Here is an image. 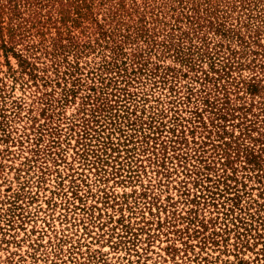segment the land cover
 I'll return each mask as SVG.
<instances>
[{
	"label": "rangeland",
	"instance_id": "rangeland-1",
	"mask_svg": "<svg viewBox=\"0 0 264 264\" xmlns=\"http://www.w3.org/2000/svg\"><path fill=\"white\" fill-rule=\"evenodd\" d=\"M122 1L128 11H132L134 2L138 5L130 13L118 12L125 20L129 19V25L132 19L140 18L139 14L150 20L151 13L143 14L142 0ZM173 1L149 2L153 5ZM187 1L199 4V11L203 10V4H210L215 14L212 20L234 30L226 35L229 38L217 35L215 40L230 43L239 51L240 41L233 35L235 33L250 43L251 50L255 48L259 53L264 48V0H184ZM118 2L120 0H70V3L65 0H0V26L6 40L9 30L22 37L15 53H33L29 61L38 66H42L40 62L50 64L51 54L57 53L56 57L78 65L85 76L102 63L99 53H75L73 57L71 53L54 50L52 42L60 39L61 44H66L68 31L83 41L85 36L80 32L89 31V19L100 23L103 19L110 21ZM76 4L88 18L80 25L72 23L77 16ZM62 11L65 14L63 22L60 21ZM18 63L13 53H5L0 47V89L7 102L9 118L13 117L10 115L11 102L22 104L19 117L14 118L9 130L12 131L10 139L0 140V211L5 213L0 214V264H264V226L253 222L256 233L252 234L259 236L245 243L235 239L232 225L237 218L244 220L239 232L248 229L249 215L256 213V205L250 198L264 205L258 197L259 186L243 175L246 172L237 175L245 187L230 183L233 189L241 192L237 205L227 202L226 207H234L231 221L222 220L220 205L217 211L211 205L194 206L183 201L180 195L183 176H176L171 163L164 167L169 172L159 163L148 164L142 159L147 154L139 153L146 173L139 168L141 163L130 162L124 155L116 164L106 167V173L101 172V180L94 170L70 178L78 166L75 163L78 145L75 136L66 137V126L67 119L77 114L79 100L60 106V90L53 88L55 91H52L50 86L46 89L41 81L34 83L27 76H20ZM51 70L49 67L48 74L53 76ZM252 75L264 82V74L259 71L243 69L240 74L243 79ZM46 102L50 107L44 105ZM182 114L189 117L188 106ZM30 115L36 118L34 128H30L33 122L27 120ZM38 125H43L41 131L35 129ZM56 128L61 129L58 130L61 145L50 148L51 138L57 137L51 136ZM198 130L194 135L186 133L189 147L194 150L199 148L191 143L193 138L200 139L198 132L201 130ZM234 133L239 135L237 129ZM38 134H41L39 141ZM210 148L203 147L205 155L212 159ZM213 167L220 172V165ZM73 179L79 185L82 204L70 193ZM16 193L18 198L13 199ZM233 193L231 190L225 196L233 197ZM67 197L70 201L73 199L74 207L66 202ZM12 200L20 207L14 216L5 212ZM192 218L193 224L189 221ZM201 223L204 228H199Z\"/></svg>",
	"mask_w": 264,
	"mask_h": 264
},
{
	"label": "trees",
	"instance_id": "trees-1",
	"mask_svg": "<svg viewBox=\"0 0 264 264\" xmlns=\"http://www.w3.org/2000/svg\"><path fill=\"white\" fill-rule=\"evenodd\" d=\"M142 1L143 14L151 13L149 21L146 15L141 17L139 14L140 18L132 19L129 25V19L125 20L118 12L130 13L138 5L134 2L132 11H128L120 0L110 21L103 19L100 23L89 19V31L80 32L85 36L83 41L68 31L66 44H61L60 39L52 42L54 50L71 53L73 57L75 53H99L102 63L85 76L78 65L73 66L66 58L56 57L57 53L51 54L50 64L40 62L42 66L29 61L33 53H15L22 37L9 30L6 40L1 26L0 47L17 58L19 71L13 73L25 75L34 83L41 81L46 89L48 86L52 91L58 88L60 106L79 100L77 114L67 119L66 126V137L75 136L78 145L75 150L78 166L70 178L94 170L101 180V172L106 173L105 168L111 163L116 164L124 155L130 162L141 163L139 168L143 173H146L144 161L154 165L159 163L167 172L169 170L164 167L171 163L176 176H183L180 193L183 201L194 206L211 205L217 211H220L217 207L220 205L222 220L231 221L234 207H226L227 202L237 205L241 192L233 189L230 183L245 187L244 181L238 180L239 172H246L243 175L255 181L259 186L258 197L264 202V82L257 75L249 79L240 76L243 69L264 74V48L259 53L255 48L251 50L250 43L235 33L233 35L240 41L239 51L230 43L215 40L217 35L229 38L226 35L234 30L212 20L215 14L210 4H203V10L199 11V4L184 0L153 5L150 0ZM65 2L70 3V0ZM75 7L79 11L74 9L77 16L72 23L80 25L88 18L82 13L81 6L76 4ZM60 14L63 22L64 11ZM167 60L170 63L167 64ZM49 67L53 76L48 74ZM2 95L0 89V140L7 141L22 104L11 102L13 111L10 115L13 117L9 118L7 102ZM44 105L50 107L48 102ZM187 106L189 117L182 114ZM27 120L33 122L30 128H34L36 118L30 115ZM42 126L35 129L41 131ZM198 129L201 130L198 132L200 139L192 137L191 143L199 148L194 150L189 147L186 133L194 135ZM235 129L239 135H235ZM58 130L61 129L52 132L51 136L57 135V139L51 138L50 148L61 145ZM40 135H37V141ZM204 146L211 147L212 159L205 155ZM139 153L147 154L142 158L144 161L139 158ZM214 164L221 166L220 172ZM73 180L70 193L81 203L79 185ZM81 182L85 183L84 180ZM231 190H234L233 197H226ZM17 198L16 193L13 199ZM220 198L225 201L219 202ZM69 199L67 197L66 202L73 206L75 202ZM13 201L9 203V209H5L11 216L20 209L17 201ZM250 201L256 205V213L249 215L248 229L239 232L244 220L236 218L232 224L235 239L245 243L259 236L252 234L256 233L253 222L264 226V205L252 198ZM0 214L5 215L1 211ZM189 221L193 224L194 218ZM200 227L204 228L203 223Z\"/></svg>",
	"mask_w": 264,
	"mask_h": 264
}]
</instances>
